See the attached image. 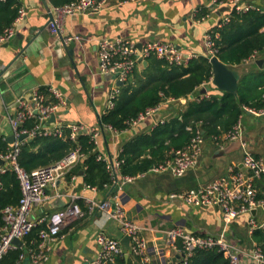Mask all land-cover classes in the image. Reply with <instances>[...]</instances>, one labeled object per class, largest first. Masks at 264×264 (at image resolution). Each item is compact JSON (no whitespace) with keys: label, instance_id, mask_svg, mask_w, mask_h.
Listing matches in <instances>:
<instances>
[{"label":"crops","instance_id":"0c3cea01","mask_svg":"<svg viewBox=\"0 0 264 264\" xmlns=\"http://www.w3.org/2000/svg\"><path fill=\"white\" fill-rule=\"evenodd\" d=\"M20 3L25 17L18 23L12 38L0 43V138L7 140L8 150L14 144L8 139L14 134L9 117L16 111V99L32 89L46 87L49 91L52 86L58 88L64 95L65 105L59 111L57 122L50 123L100 129L97 150L108 160L119 158L126 143L150 134L159 123L176 116L181 118L190 100L221 96L225 92L211 79L189 97L167 98L153 116L132 122L121 131L106 130L101 125V117L110 109L109 98L118 84L101 70L99 41L106 37H123L143 45L148 40H162L176 44L185 54L209 56L206 34L229 16L230 0H104L99 11L65 18L66 31L82 36L70 44L61 42L49 29L53 16L50 0H20ZM243 5L264 11V0H243ZM202 11L205 14L197 15ZM258 59H264V51L233 67L240 75L239 86L245 75L256 76L264 71V64L260 66ZM148 66V59L147 63H138L130 80L137 81L136 77ZM252 81V84H259L264 79L254 78ZM263 117L248 111L241 116L245 146L240 140L208 137L212 138L209 142L204 138L199 164L182 177L171 172L148 171L121 189L110 186L101 190L85 184L83 174H78L76 179L66 176L56 186L47 189L48 198L34 209L33 220L38 221L64 207L73 198L86 208L88 200H101L118 192L131 218L145 227L142 234L150 246L162 247V255L152 252L151 264H171L179 259L180 254L167 246L165 230L183 226L194 234H219L224 229L219 207L191 206L171 195L204 187L228 174L231 167L243 169L247 151L264 158ZM58 198L62 200L57 201ZM251 217L252 214H242L226 231L228 238L242 248L249 249L255 243L251 239ZM101 230L116 238L124 237L115 220L104 214H87L62 229L51 242L49 259L43 264H86L99 250L97 234ZM23 242L26 247V240ZM128 259L135 264L138 262L132 254ZM23 264L35 263L27 255Z\"/></svg>","mask_w":264,"mask_h":264},{"label":"built area","instance_id":"2783aa9c","mask_svg":"<svg viewBox=\"0 0 264 264\" xmlns=\"http://www.w3.org/2000/svg\"><path fill=\"white\" fill-rule=\"evenodd\" d=\"M222 2V1H221ZM232 7L239 11H247L256 7L243 5V0H230ZM104 5V0H76L62 6H53V16L49 21V29L64 44H70L80 40L82 36L65 29V18L76 16L88 12L99 11ZM259 9V8H257ZM25 11L20 9L18 17L13 24L7 27L0 35V43L9 41L16 32L18 23L25 17ZM229 21V16L225 17L220 26ZM209 50V57L217 55L215 40L211 32L205 37ZM150 56H157L170 64H186L194 58L192 54H185L176 44L162 40H148L142 49L138 44L123 37L102 38L99 41V61L103 73L116 75L115 81L126 82L134 72L137 64ZM256 53L250 58H255ZM249 58V59H250ZM121 89L117 85L113 89L109 98V108L115 106V99ZM49 97L40 89H32L23 93L16 99V111L11 115L10 123L16 136L11 149L0 152V160L4 164L0 165V174L8 169L14 170L20 180L22 196L17 205H9L3 210L4 224L0 226V261L10 250L19 246L14 243L15 239L24 240L35 226L45 223L46 228L40 231V242L36 248L31 249L27 254L20 256L18 264H23V260L30 255L35 264H43L49 259L50 244L61 233L62 229L69 226L73 221L85 217L87 214H104L113 219L119 225L123 236L130 237V248L127 249L122 243V238H116L104 230L97 234L99 250L97 254L88 259L86 264H117L119 257L125 256L128 252L138 256L142 264H151L152 252L162 255V247L150 246L148 240L143 236L145 227L131 218L125 208L118 192L112 193L104 199H90L86 208H83L76 198L64 207L46 214L38 221L30 219L34 209L44 203L48 198L47 189L56 186L57 182L65 178L67 174L81 161L82 153L79 148H74L61 160L53 165L39 167L31 172L22 168L18 162L22 144L35 138L38 135L52 136L62 135L63 129H71V138L76 139L79 133L91 134L95 144L98 143L100 129L86 128L82 125H60L50 123L49 120L54 113H58L65 105L63 93L56 87L49 88ZM160 109V104L147 108L132 122L144 120L153 116ZM245 110L255 115H264V108L255 109L245 107ZM37 117V124L26 127L27 120ZM109 131H116L111 125H103ZM241 120L234 129L223 135V140H242ZM27 134V138L19 141L18 137ZM204 133L198 128L190 143L184 148L177 149L174 156L156 164L150 168V172H171L176 177L184 176L190 169L195 168L199 162L203 151ZM107 163L108 169L113 176L114 188L121 189L123 185L134 182L138 175H125L120 171V158L108 160L102 154L98 155ZM264 174V158L246 152L243 159V169L231 167L228 174L212 180L204 187L190 189L182 193H173L172 198L185 202L191 206H217L221 210L224 229L219 234H194L187 231L183 226H175L164 231L166 244L176 249L180 254L178 260L171 264H189L190 258L199 249L217 248L230 261L231 264H264V252L256 244L251 248H242L230 240L226 234L228 227L242 214H252L254 209L264 206V200L258 198V188L255 180ZM77 175H72L76 179ZM1 186V180H0ZM251 232L258 226H264L255 221L254 215L249 220Z\"/></svg>","mask_w":264,"mask_h":264},{"label":"trees","instance_id":"16d2710c","mask_svg":"<svg viewBox=\"0 0 264 264\" xmlns=\"http://www.w3.org/2000/svg\"><path fill=\"white\" fill-rule=\"evenodd\" d=\"M76 0H50L53 6H62ZM226 1V0H220ZM20 0H0V35L11 26L21 9ZM205 14V11L197 15ZM229 21L212 30L217 48V56L231 68L243 63L253 54L264 51V11L249 9L239 11L232 7L228 11ZM149 66L146 71L130 78L120 87L121 91L115 99V106L101 117V125H111L116 130L128 128L140 113L149 107L161 104L167 98L179 100L195 93L200 86L210 82L213 77V65L210 57L201 55L190 59L186 64H170L157 56L147 58ZM140 63V62H139ZM135 68L132 74H135ZM264 79V71L258 75L247 74L241 78L237 94L224 92L221 96L212 95L200 100H190L182 117H173L159 123L150 133L140 135L125 144L120 155V171L125 175L145 173L160 162L172 157L174 151L187 146L196 130L200 128L209 137L222 139L231 132L246 111L245 107L264 108L263 83L252 84V79ZM50 100L46 87H41ZM38 122L37 117L27 120L24 126L32 128ZM7 140L0 138V152L8 150ZM74 148L82 153L81 161L67 174H80L83 170L84 183L91 187L104 190L113 184V176L103 159H99L91 134L79 133L74 140L71 129L65 127L62 135H38L25 141L21 146L18 162L22 168L32 170L55 164ZM0 226L4 224L3 210L9 205H17L22 196L20 180L17 173L8 169L0 174ZM258 188V198L264 200V174L255 180ZM260 209L264 210V206ZM259 209V210H260ZM256 214L255 216H257ZM254 216V217H255ZM45 223H39L25 237L26 247L10 250L0 264H18L20 256L37 247L40 242V231L46 228ZM251 239L264 252V226H258L251 232ZM136 264L141 260L138 256ZM24 261V260H23ZM117 264H135L125 256L117 259ZM189 264H231L217 248L199 249L190 258Z\"/></svg>","mask_w":264,"mask_h":264},{"label":"water","instance_id":"95a60500","mask_svg":"<svg viewBox=\"0 0 264 264\" xmlns=\"http://www.w3.org/2000/svg\"><path fill=\"white\" fill-rule=\"evenodd\" d=\"M227 9H230L229 7H227ZM224 10V9H223ZM139 48L142 49V44H138ZM210 61L213 65V78H212V83L214 85H216L220 90L222 91H226V92H232L237 94L239 91V72L234 69L231 68L228 64H226L225 62H223L217 55H214L210 58ZM144 63H147V59L143 60ZM257 63L262 66L264 64V59H258ZM107 76L109 78H114L116 77V75H112L110 73H107ZM118 85H123L124 82L118 80L117 81ZM206 89H204L205 91ZM159 115V114H157ZM59 118V112L58 113H54L52 114L49 122H57V119ZM204 133V138H208L209 136L205 134V131H203ZM27 138V134H22L18 137L19 141H22L24 139ZM9 142L14 143L16 141V136L13 134L12 136H10V138L8 139ZM4 164L3 160H0V165ZM83 170L80 172V174H83ZM62 200V198H58L57 201ZM59 205V204H58ZM258 212V209H254L252 211V214L255 216ZM166 236V235H165ZM14 243L17 244L19 247H23V240L22 239H15ZM122 243L125 245V247L127 249L130 248V237L129 236H124L122 238ZM126 259L129 258V253L127 252L125 254Z\"/></svg>","mask_w":264,"mask_h":264},{"label":"rangeland","instance_id":"374dc122","mask_svg":"<svg viewBox=\"0 0 264 264\" xmlns=\"http://www.w3.org/2000/svg\"><path fill=\"white\" fill-rule=\"evenodd\" d=\"M262 120H264V117L261 119V121ZM207 140L210 142L212 138H208ZM30 219H33L32 215L30 216ZM254 219L257 223H262L264 221V210L260 209L258 215L255 216Z\"/></svg>","mask_w":264,"mask_h":264}]
</instances>
